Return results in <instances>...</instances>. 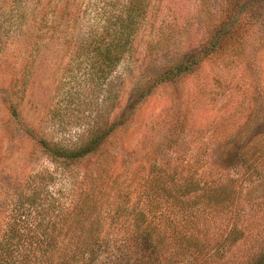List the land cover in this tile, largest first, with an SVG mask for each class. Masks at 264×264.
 <instances>
[{
	"label": "rangeland",
	"instance_id": "1",
	"mask_svg": "<svg viewBox=\"0 0 264 264\" xmlns=\"http://www.w3.org/2000/svg\"><path fill=\"white\" fill-rule=\"evenodd\" d=\"M111 1L80 0L81 9L87 13L80 16L81 20L67 22L73 27L72 33L92 22L96 6L108 8ZM219 3L148 0L133 53L126 55L102 84H96L101 81L96 78L90 81L88 66L73 59L71 50L62 44L63 40L52 37V32L37 41L33 33L28 35L26 31L13 44L10 33L0 57V198L8 201L13 189L32 172L53 170L37 143L41 134L61 143L77 142L91 127L104 130L101 117L112 109L111 116H123L121 126L130 122L125 139L131 154L116 145L109 151H118L119 155L115 159L108 156L105 161L122 174H145L150 168L183 170L193 164L199 167V173L213 172L236 180L234 188L242 211L238 228L243 238L217 262L251 264L264 251V207L255 206L264 202V162L258 173L251 175L242 165L240 152L255 136L264 134V0H243L239 5L242 9L236 15L252 17L255 22L243 39L241 58L233 63L203 55L209 10L217 15ZM9 8L8 0H0L2 41L8 29L3 21ZM111 12L115 13L112 8ZM16 47L20 62L14 70ZM24 60L32 63V70L21 77ZM167 63H183L191 72L180 79L159 80L138 102L140 85L158 77ZM75 65L80 68L70 71L69 67ZM16 72L20 77L18 86L23 80L26 84L23 91L17 92L18 116L13 118L3 101ZM98 151L84 156L50 184L51 189L62 191L65 203L77 200L79 189L74 194L72 189L87 188L90 177L96 183L101 180L98 189L103 187L106 178L101 175L102 157ZM215 220L225 224L223 218Z\"/></svg>",
	"mask_w": 264,
	"mask_h": 264
},
{
	"label": "trees",
	"instance_id": "2",
	"mask_svg": "<svg viewBox=\"0 0 264 264\" xmlns=\"http://www.w3.org/2000/svg\"><path fill=\"white\" fill-rule=\"evenodd\" d=\"M8 1L10 8L3 21L8 29L3 34L5 40H0V57L10 33L13 44L26 31L37 41L52 32V37L63 40L71 50L73 59L88 66L91 82L101 80L96 84L105 83L122 59L133 53L148 3L112 0L108 8L96 6L92 22L74 34L67 22L87 13L81 9L80 0ZM242 1L220 0L217 15L209 10L203 50L207 58L231 63L241 58L243 39L255 22L252 17L236 15ZM16 51L14 70L20 62L18 47ZM31 65L24 60L26 71L21 77L31 72ZM69 68L73 71L80 66ZM160 71L158 77L140 85L138 102L159 80L180 79L191 72L183 63L164 64ZM18 73L11 78L3 101L13 118L18 116L17 92L26 84L23 80L18 86ZM108 110L101 117L104 130L91 127L77 142L61 143L44 133L38 140L33 136L54 168L32 172L13 189L8 201L0 198V264H219L217 261L243 238L238 228L242 211L234 188L236 180L213 172L199 173L193 164L183 170L150 168L145 174H122L105 161L108 156L115 159L119 155L109 151L116 145L131 154L125 139L130 122L121 126L123 116H111L112 109ZM263 138L264 134L255 136L240 152L242 165L251 175L258 173L264 162ZM103 145L107 147L101 149ZM97 150L102 157L101 175L106 178L103 187L98 189L101 180L96 183L90 177L87 188L77 185L72 189V194L79 189L77 200L65 203L62 191L51 189L50 184ZM255 206L263 208L264 202ZM214 218L225 219V224H218ZM250 262L264 264V251Z\"/></svg>",
	"mask_w": 264,
	"mask_h": 264
}]
</instances>
